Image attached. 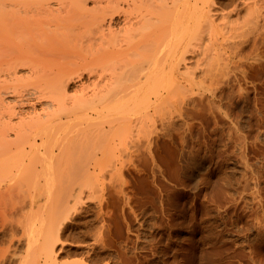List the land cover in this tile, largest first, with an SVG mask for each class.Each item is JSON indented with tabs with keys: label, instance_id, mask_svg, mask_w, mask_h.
Listing matches in <instances>:
<instances>
[{
	"label": "rangeland",
	"instance_id": "obj_1",
	"mask_svg": "<svg viewBox=\"0 0 264 264\" xmlns=\"http://www.w3.org/2000/svg\"><path fill=\"white\" fill-rule=\"evenodd\" d=\"M235 1L214 0L212 9L219 11L216 17H222L224 11H233L237 1L241 10L237 8L236 12H230V18L236 21L234 17L238 11V21L242 18L239 13L246 16L243 12L247 11L242 7L246 0H243L244 3L242 0ZM251 2L248 4H252ZM88 6L93 5L88 2ZM220 8L225 10L221 11ZM261 10L257 11L261 13L260 21L257 20V12L256 20H253L254 13L252 19L246 20L243 17L239 22L236 21L238 25L240 23V26L245 27L242 30L248 32L251 28V31L247 34L245 32L243 36L241 30L240 39L237 38L236 42L241 41V46L235 51L239 50V53L232 52L241 54L239 57L230 53L232 58L225 55L228 59H220V64L225 60L228 62L227 67L230 65L231 68H226L228 72L224 69L226 75L216 79L218 81L211 83L212 86L209 84L210 92L207 90L202 96L194 94L197 91L189 93L183 103L172 106L174 109L177 107L175 110L169 107V111L166 106H161L150 112L151 115L143 112L132 116L138 118L141 114L140 119L138 118L139 128L134 127L135 130L138 128L146 132L143 131L141 136L136 133L140 137L137 140L141 143L136 145L130 139L119 140L117 136H122V132L110 134L112 138L109 135L106 137L114 141L106 139L104 142L105 138L100 141L101 135L94 133V126L89 123V117L82 108L78 109L77 120L73 123L70 121L68 125V118H64V123L69 127L62 126L52 131L50 139L60 143L65 140L63 148L68 151V157L75 159L68 160L75 161L76 170L70 166L71 162L66 164L73 169L67 165L70 171H65L66 159L63 160L65 173L63 166L60 167L61 172L64 176L71 174L72 170L70 176L82 184L79 186L82 191L78 196L80 188L76 189L77 194L75 189L72 190L74 193L70 194H74L73 197L69 196V202L66 200L70 189L68 186L73 187L75 182L70 183L73 179L68 181L67 175L68 179H62L63 182L70 183L66 184L67 194L66 187L62 188V191L65 188L63 193L67 195L65 199L64 194L58 198L57 189L54 190L57 197L52 193V198L62 199L61 204L66 200V204L70 208L72 206L73 210L66 211V214L71 212V217L64 220L59 240L55 238L58 242L52 245L55 241L52 238L48 244L47 249L51 251L53 246L56 252L52 256L55 254L56 260L51 258L46 262H53L48 264L55 263L54 261L55 264H264V16L261 17L264 15V8ZM249 20L255 21V25L251 24L255 29L248 24ZM19 71L20 76L28 75L26 67ZM86 78L84 76L81 82L72 83L69 95ZM5 99L14 103L16 98L14 95H6ZM28 106L24 108L25 113L32 111ZM39 109L37 106V110ZM144 113L146 116L143 117ZM149 130L153 131L149 133L152 139L150 144L144 141ZM132 132L135 133L134 130ZM144 134L146 135L143 137ZM136 135L135 138L138 137ZM10 136L13 138L14 134ZM96 136L99 141L94 140ZM48 152L46 151V156L50 155ZM96 155L98 159L103 158L104 162H101L100 168L92 166L94 173L88 175L84 171L85 167L93 165ZM7 169L4 172L9 173ZM12 170L14 173L15 169ZM81 172H84L83 175ZM7 173L4 177L9 176H6ZM27 176L25 180L29 179ZM17 177L10 178L16 181ZM32 177L29 182L27 179L28 186L19 181V178L17 181L21 183L11 181L13 190L9 192L14 197L13 204L15 199H22V202L25 199L28 205L26 207V201L23 205L15 203L12 214L9 211L8 220L0 221V264H22L20 262L30 251L29 258L31 253L37 257L30 261L31 264L35 259L38 261L34 264H45L46 254H40L42 244L38 247L42 240L40 236L44 238L49 233L46 217L50 214L46 211H53L54 208L57 210V207L50 206V203H54L49 202L51 193L47 194L50 198L44 193H49L46 188H52L50 185L55 181L49 185L48 181L51 179L45 182V177ZM60 178L58 177L59 181ZM43 184L44 187L41 186ZM61 185L65 186L64 183ZM10 199L9 201L12 200ZM28 199L32 203L35 199L38 206L42 205L39 210H44V215L42 210L39 213L35 208L38 207L36 203L30 211L32 207L29 206L31 202ZM54 204L61 207L58 200ZM66 204L62 210L68 207ZM46 206L49 210H46ZM58 215L59 212L56 216ZM24 217L30 222L28 226L32 223L35 227L44 225L41 227L43 232L39 231L40 227H36L39 228L38 233L31 228L33 234H28L27 231L31 230H27ZM20 220H23L26 227L22 223L23 227H19ZM1 224L6 228H2ZM24 228L27 233L21 232ZM23 234L31 236L30 239ZM25 240L29 242L26 243ZM30 240L32 243L38 241V246L34 244V248L31 243L32 247H27ZM35 250L36 253H33ZM3 252H6V258ZM29 258L27 256L25 264H30Z\"/></svg>",
	"mask_w": 264,
	"mask_h": 264
},
{
	"label": "bare ground",
	"instance_id": "obj_2",
	"mask_svg": "<svg viewBox=\"0 0 264 264\" xmlns=\"http://www.w3.org/2000/svg\"><path fill=\"white\" fill-rule=\"evenodd\" d=\"M248 1H252V4H248L250 3ZM248 1L246 4L243 1L244 5L243 3V6L241 5L247 11V13L243 12L247 17L242 15L241 11L239 14L242 18L244 17L243 19L248 20L254 18L252 15L255 13L253 20H256V12L264 8V0ZM88 2L93 6L89 7ZM238 3L237 1L235 4L238 5ZM213 4L214 0H0V221L8 220L9 211L12 214L11 210L15 203L19 202L20 205H23L24 201L27 202L25 199L23 202L22 199L18 201L15 199L13 204L14 197L12 198L9 192L13 190V183L21 181L27 185L33 175L37 178L45 177V182L51 179L48 181L49 185L50 182L55 181L50 185L52 188H46L49 193H44V195L51 193L49 195L51 198L47 195L51 200L49 202L54 201L55 203V200H58L61 204L60 200L62 199H54L55 189H57L58 198L64 194L65 199L68 190L66 184L68 185L71 181L73 183L76 178H71L72 170L71 174H67L69 179L66 174L63 176L60 167L64 165L63 160L66 161V159L65 167L72 165L74 168L76 164L75 161H71L73 162L71 163L68 160L74 158L68 157V151L63 148L62 144H65V140L62 143L55 142L50 139V136L53 130L62 126L69 127L67 124L69 125L70 121L71 123L76 121L78 109L82 108L87 114L89 123L94 126V133L98 136L101 135L100 141L105 138L103 140L105 142L109 136L122 132V136H117L119 140L130 139L129 141L133 140L137 145L138 142L141 143L138 141L140 140L139 135L141 136L144 130L138 129L141 114L138 115L139 117L137 116L139 119L133 118L134 114L145 112L147 115H151L150 112L158 110L161 106L174 109L172 106L183 103L189 93L193 94L192 92L197 91L194 94L199 93L202 96L207 90L211 91L209 84L212 86L214 81L217 82L218 78L223 74L226 75L225 73L231 68L230 65V68L227 67V61L224 60L223 64H220L219 61L224 58L228 59L232 54L239 57L241 54L236 55L239 50H235L239 49L241 41L237 43V38L242 32L241 35L251 31V28L248 29V32L244 31L242 28L245 27L240 26V23L238 25L237 22L242 19L239 18L238 21L236 18L239 11L234 17L237 22L230 18V12H236L239 6L232 4L235 6L233 11H224L225 14L220 13L222 17L218 16V19L216 16L219 11L212 9ZM259 13L257 20L260 21L261 13L260 15ZM248 14L250 15L248 16ZM253 22L255 23V21ZM253 22L252 20H249V23L246 21V25L254 24ZM257 23L259 24V22ZM251 26L254 28L253 25ZM229 41L233 42L229 43ZM234 42L239 46L236 44L235 46ZM232 51H235L236 54ZM23 67L28 68V75L20 76L18 71ZM84 76H87L86 80L78 86L76 85L74 93L69 95L71 84L75 81L81 82ZM216 79L218 80L216 81ZM6 95H14L15 102L6 101ZM78 103L85 105L81 106ZM27 106L32 111L25 113L24 108ZM37 106L40 107L39 110H37ZM145 113L142 115L143 117L146 116ZM16 117L18 119H15ZM64 118H68L67 124L64 123ZM13 119L17 121L15 122ZM136 126L138 132L134 129ZM70 128L74 129L75 127L70 126ZM132 130L135 131V135L139 134L136 135L138 137L135 138ZM150 132L153 133L149 130L147 135H143V137L146 135V140L143 139L147 143L152 140ZM10 134H14V137L12 138ZM94 140L99 141L97 136L94 137ZM109 140L114 141L110 138ZM109 140L107 139V141ZM46 151H49L50 155L46 156ZM95 159L96 165H94ZM99 159L96 155L93 165L87 164L90 167H85L84 171L88 175L94 173L92 166L100 168L104 161L102 158L99 163ZM66 163L71 164L69 166ZM6 168L10 170L7 169L9 173L4 172ZM13 168L15 169L14 173L12 172ZM66 170L70 171L67 167ZM5 173H7L6 176L9 175V178L18 176L17 180L19 178V181H13L12 178L8 180V177H4ZM81 173L83 175L84 172ZM27 175L29 176L28 182L27 179L25 180ZM30 175L32 176L30 177ZM58 177H61L60 181L65 186L59 183ZM65 177L68 181L73 180L69 182L64 180L65 183L62 180ZM23 178L24 180H22ZM57 181L58 183H56ZM75 182L74 188L70 187L69 183L68 187L71 190L69 189L68 193H72V190L75 189L74 192L76 194L79 192V196L82 191V187L79 186L82 184L76 180ZM41 186L44 187V184ZM77 186L78 188H75ZM63 187H66V194L63 193L65 188L62 191ZM79 188L80 190L77 192L76 189ZM52 193H54L53 198ZM69 194L66 200L74 195ZM32 196H28V198L31 199ZM30 199H28L31 202L29 206L33 205L34 207L35 199H33L34 203ZM66 200L62 201L61 207L50 203V206L57 207V210L59 208V215L56 216L58 214L56 208H54L55 211H46L50 214L46 215L48 216L46 219L49 233L46 236L43 234L44 238L41 237L42 235L40 236L44 241L41 240L42 243L40 241L39 246L36 244L38 239H36L38 240L36 243H32L31 241L35 240L32 238L28 244L26 243L29 241L26 240L31 237L28 234H33L31 228L37 232L39 228L36 227H40L39 231L41 232V227L44 225L41 226L39 223L40 226L35 227V224L32 223L30 227L27 217L23 219L27 230L28 228L31 230L30 232L26 230L28 234L25 235L28 238L25 240V244L27 247L31 246V243L36 247H41L42 244L43 253H40L39 249L38 251L42 256L46 254L45 261L43 259L45 264L53 262H46L51 258L55 259L54 247L52 246L51 251L47 249L50 240L56 237L59 240L62 225H65L64 220L71 217L69 215L71 212L66 214V211L67 209L73 210V207L70 208L67 205L68 200ZM65 204L68 207L63 209L64 213L60 214ZM27 205L28 202L26 207ZM40 206L42 207V205L35 206L39 213L42 210H39ZM26 207L24 206V209ZM33 207L30 211L33 210ZM21 208L23 206L18 207L17 211ZM46 210H49L47 206ZM22 211L24 210L22 209ZM42 211L44 215V210ZM36 218L39 217L36 216ZM28 219L30 218L28 217ZM23 220H20L19 224ZM19 227L22 228L21 224ZM25 229H21V232L25 233ZM12 236L14 239L15 236L13 234ZM24 236L22 237L24 238ZM56 241L55 239L51 244H56L58 242ZM35 246L34 248H36ZM30 252L25 255L24 260L21 258L22 256L20 257L23 260H20V263L27 262ZM33 253H36V250ZM53 253H55L54 257H52ZM31 256L32 253L28 259L29 263L37 258L33 255L34 257L32 256L31 259ZM4 257L6 258V254ZM36 261L34 262L36 263ZM54 262L56 263V261Z\"/></svg>",
	"mask_w": 264,
	"mask_h": 264
}]
</instances>
